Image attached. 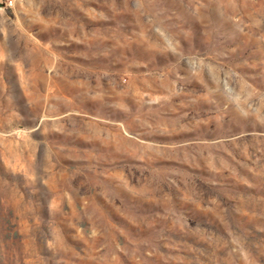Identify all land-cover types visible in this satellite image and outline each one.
<instances>
[{
	"label": "rangeland",
	"instance_id": "1",
	"mask_svg": "<svg viewBox=\"0 0 264 264\" xmlns=\"http://www.w3.org/2000/svg\"><path fill=\"white\" fill-rule=\"evenodd\" d=\"M0 264H264V0H0Z\"/></svg>",
	"mask_w": 264,
	"mask_h": 264
},
{
	"label": "built area",
	"instance_id": "2",
	"mask_svg": "<svg viewBox=\"0 0 264 264\" xmlns=\"http://www.w3.org/2000/svg\"><path fill=\"white\" fill-rule=\"evenodd\" d=\"M10 3H12V1H10Z\"/></svg>",
	"mask_w": 264,
	"mask_h": 264
}]
</instances>
